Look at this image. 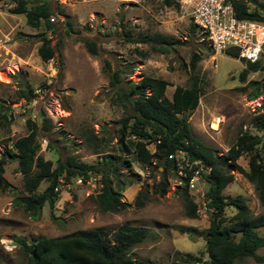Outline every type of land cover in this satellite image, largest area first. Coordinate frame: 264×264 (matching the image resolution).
I'll list each match as a JSON object with an SVG mask.
<instances>
[{
  "label": "rangeland",
  "instance_id": "rangeland-1",
  "mask_svg": "<svg viewBox=\"0 0 264 264\" xmlns=\"http://www.w3.org/2000/svg\"><path fill=\"white\" fill-rule=\"evenodd\" d=\"M43 1L53 11L52 30L45 22L34 28L25 14L14 13L16 0H0V159L8 145L27 135L28 119H49L51 128H40L41 153L46 159L57 164L73 155L102 166L107 156H117L113 173L126 180L136 179L137 174L140 181L125 186L123 200L131 206L116 213L102 211L93 197L99 191L100 177H94L91 184L79 183L78 178L62 181L53 210L55 217L46 204L41 218L35 220L14 203L24 194V178L18 162L11 160L5 168L11 187L0 191V264H26L27 254L19 238L32 242L41 236L61 237L83 229L111 231L124 223L150 230L148 238L131 252L143 264H198L194 258L208 260L206 233L211 212L206 207L205 178L201 177L193 188L188 186L199 214L198 218H189L182 196L185 184L177 169L166 170L159 158H154L151 166H142L132 155L119 150L118 133L126 114L122 106L114 104L115 91L106 61L113 71H122L125 85L144 76L167 80L166 95L171 98L176 86H191L194 71L190 61L194 53H200L196 72L203 79L204 94L195 110L181 116H187L200 142L212 146L219 155L228 152L242 131L264 135L252 124L256 115L264 114V70L251 72L247 81L241 82L245 62L226 52H212L205 34L198 27L191 30L193 17L181 0L178 6H168L164 0H26L28 7ZM126 30L135 35L160 32L181 43L170 53L141 57L138 50H148L149 46L129 42ZM43 33L56 48L55 57L47 61L39 54L43 42L37 35ZM86 40L96 42L97 55L90 53ZM250 80L263 85L261 96L253 100V87L246 92L238 89ZM148 148L156 151L154 143ZM249 159V155L239 159L246 170ZM105 168L109 171V166ZM234 175L224 194L242 197L255 214L264 213L256 186L242 173L234 171ZM162 178L169 182L165 194L158 186ZM47 185L44 181L39 191ZM145 195L144 205L138 206L136 199ZM235 212L233 207L226 209L228 216ZM260 233L264 235V227ZM258 254L264 256V247ZM239 264L263 263L246 258Z\"/></svg>",
  "mask_w": 264,
  "mask_h": 264
},
{
  "label": "trees",
  "instance_id": "trees-1",
  "mask_svg": "<svg viewBox=\"0 0 264 264\" xmlns=\"http://www.w3.org/2000/svg\"><path fill=\"white\" fill-rule=\"evenodd\" d=\"M255 7H249L240 2L237 4V15L242 18H251L264 21V3L253 0ZM168 6L179 5L178 0H164ZM14 13L25 14L27 22L34 28H40L43 22L48 30L53 29L50 18L53 11L47 1L27 6L26 0H16ZM197 25L191 24L195 31ZM43 42L39 54L43 60L55 57L56 48L51 40L43 34H38ZM127 40L132 43L146 44L148 50H138L141 57H149L153 53H170L181 43L174 37L160 32H140L135 35L131 30L125 31ZM90 53H99L97 44L93 40H86ZM212 52L213 49L210 46ZM226 54L240 58L239 52L229 50ZM202 59L200 53H194L190 61V68L194 73L191 76V86H176L172 97L166 95L169 82L163 78L144 76L137 82L125 85L120 69L113 71L111 63L106 61V71L110 76V84L115 91L114 104L120 105L125 111V117L119 128V150L132 155L142 166H151L154 158H159L166 170L177 169L175 161L166 157L169 148L185 152L191 161H197L210 172L204 174L207 182L206 201L207 209L211 212L210 226L206 233L208 260L194 258L198 264H239L246 258H253L264 264V256L258 250L264 247V235L260 229L264 227V213L255 214L242 197H228L224 189L234 181L235 172L245 175L258 191L261 205L264 206V135L252 134L249 131L239 133L237 140L226 154L219 155L212 146L205 145L193 134L186 112L195 110L204 94L203 79L196 72ZM246 67L240 72V81L245 82L251 72L264 70L261 59L251 63L241 58ZM253 87L250 98L256 99L263 91L262 82L250 80L245 86L238 89L242 92ZM33 93V90H32ZM35 95V94H33ZM30 100V98H29ZM252 124L260 131H264V114L256 115ZM28 133L14 140L7 146L0 159V191L11 187L5 177V168L11 160L18 162V171L24 178V194L18 196L14 203L20 205L35 220L42 216L43 208L48 204L54 216V207L59 199V185L71 182L74 178L87 179L90 176L100 177L102 185L94 197L102 211L121 212L128 209L131 203L123 200V190L126 185L140 181L124 179L113 173V160L117 156H107L101 164H91L78 160L69 155L65 160L55 164L46 159L41 153L42 130H49L51 122L44 119H28ZM154 143L156 151L151 152L148 145ZM249 155V169L246 170L239 159ZM131 164L132 160H125ZM109 166V171H106ZM106 172H109L108 175ZM113 173V178H111ZM46 181L47 187L40 192L39 187ZM116 181V182H115ZM185 188L182 192L189 218H198V205L188 191V179L183 181ZM161 193L165 194L169 182L162 178L158 184ZM147 196L138 197V206L144 205ZM228 207L235 208L232 216L226 214ZM183 230L186 228L183 227ZM186 231H194L187 228ZM150 230L143 225L124 223L111 231L101 228L83 229L74 231L66 236H41L32 242L19 238L23 250L27 254L26 264H143V261L131 255L132 250L143 243L149 236ZM184 255V254H180ZM191 257V254H188Z\"/></svg>",
  "mask_w": 264,
  "mask_h": 264
},
{
  "label": "built area",
  "instance_id": "built-area-1",
  "mask_svg": "<svg viewBox=\"0 0 264 264\" xmlns=\"http://www.w3.org/2000/svg\"><path fill=\"white\" fill-rule=\"evenodd\" d=\"M181 1L190 10L194 23L205 34L215 53L235 50L239 52L240 58L251 63H255L262 58L264 51V21L239 17L236 9L237 4L240 2L245 3L249 9H252L254 7L253 0ZM178 153H182L183 156L179 157ZM168 158L175 161L181 180L188 179L189 187H195L198 180L201 177L204 178V174L210 172L209 168H204L197 161H191L183 151H176ZM93 180V176L87 179L78 178L79 183L91 184ZM101 186L99 185L98 189Z\"/></svg>",
  "mask_w": 264,
  "mask_h": 264
},
{
  "label": "water",
  "instance_id": "water-1",
  "mask_svg": "<svg viewBox=\"0 0 264 264\" xmlns=\"http://www.w3.org/2000/svg\"><path fill=\"white\" fill-rule=\"evenodd\" d=\"M264 60H261V63H263ZM176 150L175 149H172V148H169L166 152V157L168 158L170 155L172 154H175ZM206 187L208 188L209 186L206 185Z\"/></svg>",
  "mask_w": 264,
  "mask_h": 264
}]
</instances>
